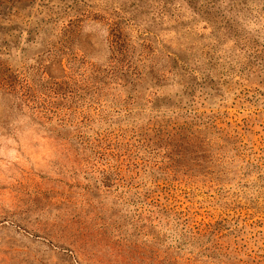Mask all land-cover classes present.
Instances as JSON below:
<instances>
[{"label":"rangeland","instance_id":"rangeland-1","mask_svg":"<svg viewBox=\"0 0 264 264\" xmlns=\"http://www.w3.org/2000/svg\"><path fill=\"white\" fill-rule=\"evenodd\" d=\"M0 12V264H264V0ZM116 25L139 79L110 74ZM196 114L223 160L177 180L140 132Z\"/></svg>","mask_w":264,"mask_h":264},{"label":"trees","instance_id":"trees-1","mask_svg":"<svg viewBox=\"0 0 264 264\" xmlns=\"http://www.w3.org/2000/svg\"><path fill=\"white\" fill-rule=\"evenodd\" d=\"M25 1L29 0H0V8L7 6L13 8ZM116 27L117 28L114 30L115 33L113 32L114 34H112V37L116 40L113 42L115 45L112 49L117 56L116 62L120 64L122 68L117 70L113 69L110 71V74L112 73L115 77L120 76L122 80H128L129 77L139 79V74L134 73V71H137V68L132 69L131 64L134 49L131 47L130 43L128 44L122 39V35L120 34L121 28L117 25ZM67 33L71 35L74 34L75 31L69 29ZM118 40L121 43L119 47L116 46L119 44ZM74 41L72 40L71 45L69 44V49L73 47ZM172 61L176 63L177 59L173 58ZM3 67V64L0 63V86L13 88L16 77L13 76L11 70ZM150 69V71H152L151 75L156 79V84L165 82L166 75L163 78L157 75V72H155L152 67ZM163 70H168L169 73L172 71L169 66L163 67ZM131 71L133 72L131 73ZM45 73L49 74L47 67L44 70V74ZM204 117L203 114L200 116L196 114L193 117H187L183 121L175 117V119H169L168 121L163 120V123L159 126L155 124L151 128L147 127L145 133L140 132V136L144 142L153 144L166 152V158L171 165L170 169L174 179L178 180L179 175L187 177L188 179L196 178L194 174L196 169L201 172L202 176L207 177L208 175H214L215 170L212 168V160L214 159L212 155L218 158V160L220 159L219 162L223 160L221 153L224 151V145L221 144L217 146L216 149L218 154H212L210 151H212L213 140L206 136V132L209 128L215 129L218 132H224V130L218 128V122H216L217 118L211 116L205 120ZM219 139L225 140L227 144H237V140Z\"/></svg>","mask_w":264,"mask_h":264}]
</instances>
